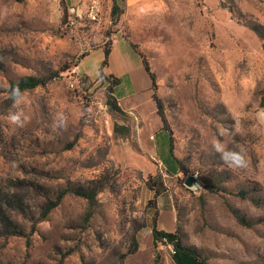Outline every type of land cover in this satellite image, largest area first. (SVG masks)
<instances>
[{
    "label": "rangeland",
    "instance_id": "rangeland-1",
    "mask_svg": "<svg viewBox=\"0 0 264 264\" xmlns=\"http://www.w3.org/2000/svg\"><path fill=\"white\" fill-rule=\"evenodd\" d=\"M163 1L128 19L113 0H0V264H177L153 227L207 264H264V0ZM118 36L149 62L150 91L102 68ZM55 75L12 100L11 83ZM67 187L96 198L69 193L44 216Z\"/></svg>",
    "mask_w": 264,
    "mask_h": 264
},
{
    "label": "trees",
    "instance_id": "trees-1",
    "mask_svg": "<svg viewBox=\"0 0 264 264\" xmlns=\"http://www.w3.org/2000/svg\"><path fill=\"white\" fill-rule=\"evenodd\" d=\"M119 8H120L119 5L114 4L112 14L118 13ZM131 46L133 50L135 51V53L142 60V65L145 71L147 72V74L150 76L152 80V85L155 87L156 77H155V74L151 71L149 62L147 61L145 56H143L141 53L138 52V48L136 45L131 43ZM110 53H111V47L107 48L104 51L105 60L103 61L104 63L102 65L103 69L108 67ZM57 76L58 75H55L49 78H38V77H33V76L24 77L17 82L11 83L10 91L12 93V90L18 87L20 89V92L23 94L24 92L35 89L38 86L46 85L50 80H52L53 78H56ZM101 76H104V71H101ZM110 79L113 82V84H115V86H119L121 84V80L113 75L110 77ZM12 100L14 101L13 97H12ZM154 101L157 106V113L160 116L161 120L165 123V119L163 118L164 117L163 116V105L159 100L156 99V97H154ZM114 108L120 111L117 103L114 104ZM162 132H166L169 135V144H168L169 156H167V158L165 159V168L169 174L174 175L178 172L179 166H178V161L175 158V155L173 152L172 135H171V132L164 129V127L160 133ZM150 190L151 192L154 193V195L160 194V191L156 190L154 185L150 186ZM69 193L85 198L89 202H94L96 198L95 191L85 190L83 188L67 187L66 189L62 190L59 193L55 201H51L50 203L47 204L45 211H44V216L49 215L55 208H57L60 205L63 198ZM153 238L155 242H158L159 240H165L169 245L173 247V256L177 264H207L203 262L202 260H200L195 252L191 251L188 248L183 247L181 243L179 242V240L177 239V236L173 233L160 231L158 230L157 227H153Z\"/></svg>",
    "mask_w": 264,
    "mask_h": 264
},
{
    "label": "crops",
    "instance_id": "crops-1",
    "mask_svg": "<svg viewBox=\"0 0 264 264\" xmlns=\"http://www.w3.org/2000/svg\"><path fill=\"white\" fill-rule=\"evenodd\" d=\"M83 1L84 3L88 2V0H66L70 6L79 5ZM101 4L102 0H100V6ZM114 4L126 6L125 14L128 19L135 16L146 17V15L151 12L159 14L161 12V7L164 8V6H166V3H164L163 0H113V5ZM150 9H153V11ZM106 69L109 74L119 78L123 84L126 83L129 86V92L136 93L150 91L151 89L152 80L145 71L142 65V60L133 50L131 41L122 36L116 37L111 46L109 63ZM160 132L161 131L157 132L156 135L160 134ZM156 148L158 157L165 167L166 158L160 157L159 146L157 144Z\"/></svg>",
    "mask_w": 264,
    "mask_h": 264
},
{
    "label": "clouds",
    "instance_id": "clouds-1",
    "mask_svg": "<svg viewBox=\"0 0 264 264\" xmlns=\"http://www.w3.org/2000/svg\"><path fill=\"white\" fill-rule=\"evenodd\" d=\"M12 97L14 98L15 104H19L23 100V95L20 92V89L14 88L12 90ZM22 113L16 112L11 113L8 117L9 121L13 124H16L18 126H23V121L21 120ZM259 116L261 119H264V110H261L259 113ZM59 119V127H63L65 123V118L63 115H60L58 117ZM217 152L221 153V159L228 164L230 167H236V168H245L247 167V161L245 160L243 150L241 151H225L222 145L219 143L214 145Z\"/></svg>",
    "mask_w": 264,
    "mask_h": 264
},
{
    "label": "water",
    "instance_id": "water-1",
    "mask_svg": "<svg viewBox=\"0 0 264 264\" xmlns=\"http://www.w3.org/2000/svg\"><path fill=\"white\" fill-rule=\"evenodd\" d=\"M196 182V178L193 176H189L186 180L187 185L191 186Z\"/></svg>",
    "mask_w": 264,
    "mask_h": 264
},
{
    "label": "built area",
    "instance_id": "built-area-1",
    "mask_svg": "<svg viewBox=\"0 0 264 264\" xmlns=\"http://www.w3.org/2000/svg\"><path fill=\"white\" fill-rule=\"evenodd\" d=\"M90 2L96 8L100 5V0H90Z\"/></svg>",
    "mask_w": 264,
    "mask_h": 264
}]
</instances>
